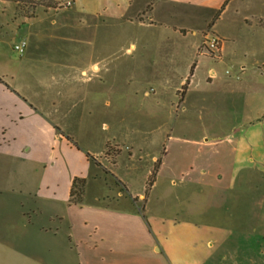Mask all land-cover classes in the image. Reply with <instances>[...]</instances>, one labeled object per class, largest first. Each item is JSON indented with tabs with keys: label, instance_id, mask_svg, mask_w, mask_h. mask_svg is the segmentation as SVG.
<instances>
[{
	"label": "crops",
	"instance_id": "1",
	"mask_svg": "<svg viewBox=\"0 0 264 264\" xmlns=\"http://www.w3.org/2000/svg\"><path fill=\"white\" fill-rule=\"evenodd\" d=\"M66 1L41 11L38 6L34 13L13 17V24L2 16L17 2L0 0V264H217L231 231L214 216L204 219L206 205L219 193L203 185L236 182L249 161L239 142L226 133L223 139L232 150L228 163L218 168L206 161L197 164V172L189 169L181 175L175 190L169 175L166 188L156 191L157 173L166 165L157 153L144 192H132L114 173L117 159L110 171L104 170L108 146L120 145L114 117L124 121L127 112L121 102L137 94L141 81L136 76L126 82L108 78L110 60L119 58L122 48L110 46L109 22L146 20L129 13L135 0H124L111 13ZM67 9L79 13L52 19V30L32 29L40 13L56 15ZM221 36L217 58L223 61L230 37ZM22 40L25 46L19 52L14 45ZM6 42L19 54L17 59L4 51ZM135 46L130 42L125 51ZM129 129L134 140L140 133L135 120ZM157 158L159 166L146 191ZM76 180L83 184L78 201L71 193ZM93 182L101 189L89 192ZM172 193L175 208L168 205Z\"/></svg>",
	"mask_w": 264,
	"mask_h": 264
},
{
	"label": "rangeland",
	"instance_id": "2",
	"mask_svg": "<svg viewBox=\"0 0 264 264\" xmlns=\"http://www.w3.org/2000/svg\"><path fill=\"white\" fill-rule=\"evenodd\" d=\"M48 1L17 2L15 9L13 4L8 5L2 18L5 22L13 21V17L34 13L38 6L41 11ZM54 1L55 6L69 4L66 0ZM225 1L135 0L129 13L145 19L146 24L110 20L109 44L122 48L119 58L110 60L108 78H123L126 82L128 77L136 76L141 81L135 90L137 94L126 95L121 102L127 112L124 121L114 117L115 141L120 145L108 146L109 161L102 167L110 171L117 159L114 173L132 192H144L152 157L157 153L166 165L157 173L156 191L166 188L169 175L176 181L171 185L173 190L179 189L181 175H186L189 169L197 172V164L206 161L218 168L228 163L232 156L231 142L223 138L229 133L251 164L243 163L236 182L205 181L203 189L214 188L219 194L213 203L206 205L204 219L210 215L216 222L229 224L231 235L221 245L217 264H264V26L259 24H264V0H227L224 6ZM124 3V0H79L78 4L106 8L105 13H111ZM72 10H62L56 15L50 10L42 12L32 29L52 30V19L66 20L79 13L78 9ZM13 24L11 27L15 29ZM222 34L229 35L230 41L220 61L219 49H211L208 39ZM221 37L220 42L224 39ZM130 42L137 47L126 52ZM5 44L4 51H10L7 55L17 59L19 54L11 51L8 42ZM211 78L212 82H208ZM133 120L140 129L134 140L129 129ZM82 187V182H74L71 190L74 200L82 199ZM99 189L101 186L95 182L88 186L89 192ZM173 195L168 197V205L175 208ZM228 226L222 225L221 229Z\"/></svg>",
	"mask_w": 264,
	"mask_h": 264
},
{
	"label": "trees",
	"instance_id": "3",
	"mask_svg": "<svg viewBox=\"0 0 264 264\" xmlns=\"http://www.w3.org/2000/svg\"><path fill=\"white\" fill-rule=\"evenodd\" d=\"M12 1H16V2H25V1H28V0H12ZM29 1H30V0H29ZM47 3H48V4H47L48 6H55V5H54V3H55L54 0H49ZM49 3H50V4H49ZM219 10H220V9H219ZM219 10H218V12H219ZM218 12H217V13H218ZM194 65H195V64H193V65L191 66V71H192ZM188 80H189V78H187V79H186V82L183 84V90H182L183 93H184V91H185L186 88H187ZM181 99H182V98H181ZM159 162H160V158H157V159L155 160V162H154L153 169H152V171H151V173H150V175H149V177H148V180H147L146 191H147V189L150 187V185L152 184V182L154 181V178H155V175H156V172H157L158 166H159Z\"/></svg>",
	"mask_w": 264,
	"mask_h": 264
},
{
	"label": "built area",
	"instance_id": "4",
	"mask_svg": "<svg viewBox=\"0 0 264 264\" xmlns=\"http://www.w3.org/2000/svg\"><path fill=\"white\" fill-rule=\"evenodd\" d=\"M208 45L211 49L213 50H218L219 49V44H220V37L217 35L210 36L208 39ZM25 46V41L22 40L21 42L17 43L14 45V48L18 50L19 52H22L23 48ZM230 135H227L226 138H229Z\"/></svg>",
	"mask_w": 264,
	"mask_h": 264
}]
</instances>
